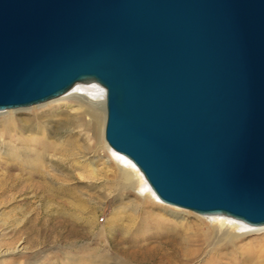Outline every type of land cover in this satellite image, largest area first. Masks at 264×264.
<instances>
[{
    "label": "water",
    "instance_id": "1",
    "mask_svg": "<svg viewBox=\"0 0 264 264\" xmlns=\"http://www.w3.org/2000/svg\"><path fill=\"white\" fill-rule=\"evenodd\" d=\"M90 83L159 200L264 226V0H0V111Z\"/></svg>",
    "mask_w": 264,
    "mask_h": 264
},
{
    "label": "bare ground",
    "instance_id": "2",
    "mask_svg": "<svg viewBox=\"0 0 264 264\" xmlns=\"http://www.w3.org/2000/svg\"><path fill=\"white\" fill-rule=\"evenodd\" d=\"M87 90L91 94L104 92L95 83L76 84L59 98L33 109L9 112L5 115L7 118L0 121V203L14 201L24 191L32 192L33 196L39 193L43 198L58 203L60 209L62 206L74 218L77 226L86 228L88 232L95 228L97 216L94 212L87 215L86 211L90 207L86 206V201L69 189L72 184L93 182L100 173V170L93 167L95 156L79 153L80 146L87 151L91 148L89 142H86V138L89 140L87 130L92 132L91 137L95 143L100 144L103 128V120L85 106L95 105L84 96ZM67 100L79 103L68 104L65 102ZM97 107L104 113L105 102L101 101ZM14 115L17 119H13ZM88 115L90 119L84 129H79L82 124L78 122L84 121ZM69 126L76 130L74 137H57L56 133ZM122 157L127 164L119 172L121 174H105L115 186L114 189L122 185L132 188L133 176L140 175V171L127 158ZM128 164L131 167H127ZM55 167L65 169L70 175L52 173ZM67 198L74 201L71 208L66 206ZM147 198L140 197L139 201L132 202L131 208L137 213L141 212L143 218L138 219V215H114L107 221L108 226L102 228L98 242L108 243L110 238L115 239L112 251L114 256L111 257L110 251H105L104 246L99 244L92 249L80 248L67 254L64 264H189L198 256L207 258L204 264H224L221 261L224 254L218 253L219 247H234L238 237L251 232V229L247 230L250 226L243 221L225 215H210L211 220L216 221L215 224L188 233L183 223L180 225L177 221L166 219V213L160 215L146 212L144 205L148 203ZM172 217L180 221V218ZM198 218L204 222L207 216L199 215ZM120 220L127 223L121 225ZM132 227L145 230L133 234ZM246 251L251 254L249 248Z\"/></svg>",
    "mask_w": 264,
    "mask_h": 264
},
{
    "label": "rangeland",
    "instance_id": "3",
    "mask_svg": "<svg viewBox=\"0 0 264 264\" xmlns=\"http://www.w3.org/2000/svg\"><path fill=\"white\" fill-rule=\"evenodd\" d=\"M84 96L95 104H89L90 106L85 104V106L90 108V112L103 120V128L100 144L95 143V140L91 137L92 132L87 130L86 134L89 140L86 138V142H89L91 148L87 151L80 146L79 153L80 155L95 156L96 163L93 167L100 170V173L94 178L93 182H87L85 185L72 184L69 189L77 192L86 201V206L91 209L86 211L87 215H91L92 212L95 213L97 216L95 228L88 232L86 228L77 226L74 223V218L68 215L67 211L62 209V206L60 209L58 203L43 198L39 193L33 196L32 192L24 191L14 201L0 203V264H64L67 254H72L80 248L92 249L99 244L104 246L105 251L109 250L112 257L114 256L112 251L114 250L115 239L110 238L108 243L104 241L99 243L102 228L107 225L106 223H109L107 221L114 215H138V219L143 218L144 215H141V212L137 213L134 208H131L132 202L139 201L140 197H148V203L144 205L146 212L160 215L166 213V219L177 221L180 225L184 224L183 226L188 229V233L199 228L207 229L216 223V221L211 220L212 216L210 215H206L207 218H204V222H200L199 215L196 213L168 205L160 200L161 204L141 173L138 176H133L134 185L132 188L122 185V188L114 189L115 186L105 177V174L114 172L121 174L119 172L126 168L125 164L127 163L122 155L114 153L104 140L106 113L105 111L103 113L97 105L101 101L105 102V91H97L91 94L87 90ZM65 102L68 104L79 103L76 100ZM42 104L0 111V121L6 119L7 116L5 115L9 112L21 109L29 110ZM12 117L17 119L15 115ZM88 119H90L89 115L86 116L84 121L78 122L79 125L82 124L79 129H84ZM75 131L72 126H69L59 131L60 133H56V135L57 137H74ZM127 167L131 166L128 164ZM51 172L65 176L70 175L65 169L59 167H55V170ZM65 201L67 207L74 204L72 199L67 198ZM172 216L180 218V221L175 220ZM119 223L124 225L127 222L120 220ZM249 226L250 228L247 230L251 229V232L240 238L238 237L234 241V247L223 245L219 247L218 253L224 254V259L221 260L222 263L264 264V226ZM143 230L145 229L132 227L131 232L137 234ZM248 248L251 250V254L246 251ZM197 258L189 264H204L207 259L205 256H198Z\"/></svg>",
    "mask_w": 264,
    "mask_h": 264
}]
</instances>
